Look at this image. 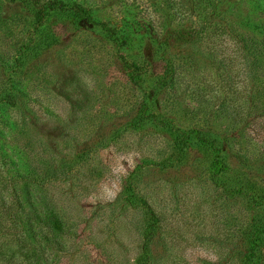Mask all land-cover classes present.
Returning a JSON list of instances; mask_svg holds the SVG:
<instances>
[{
    "label": "rangeland",
    "instance_id": "obj_1",
    "mask_svg": "<svg viewBox=\"0 0 264 264\" xmlns=\"http://www.w3.org/2000/svg\"><path fill=\"white\" fill-rule=\"evenodd\" d=\"M29 1L0 0V96L12 74L2 56L16 59L37 35ZM78 1L99 20L196 27L192 0ZM236 10L256 33L264 0ZM64 22L16 70L24 102L0 108V204L14 205L16 163L39 206L65 224L63 248L50 247L54 264H242L251 236L264 264V69L252 54L228 35L173 33L174 84L143 110L150 75L135 83L123 56L150 57L149 38L140 32L123 47ZM203 139L228 170L212 172Z\"/></svg>",
    "mask_w": 264,
    "mask_h": 264
},
{
    "label": "trees",
    "instance_id": "obj_2",
    "mask_svg": "<svg viewBox=\"0 0 264 264\" xmlns=\"http://www.w3.org/2000/svg\"><path fill=\"white\" fill-rule=\"evenodd\" d=\"M241 1L192 0L190 10L197 16L196 27L186 31L184 27L177 26L178 28L174 29L173 25H169L170 28L166 33H164L163 28L161 31L160 23L158 24L154 19L141 21L132 17L130 19L123 17L118 22L99 20L86 1H29L28 5L33 13L32 18L37 35L34 37L32 44L27 45V48H23L17 53L16 59L12 51H10L12 54L8 57L2 56L3 63L12 70V74L10 75V81L3 79L5 85L0 96V108L5 109L17 102H24V100L19 99L20 95L17 94V84L21 79L17 80L15 72L21 69L20 66L28 63L29 60L31 61L38 51L56 40L58 34L56 29L64 20L77 27L96 28L108 34L109 37L115 38L117 43L123 47L130 45L132 37L140 32L143 33L142 38H145V36L149 38L151 44L150 57L144 56L132 61L126 55L123 56V61L127 64V71L131 74L130 76L135 83L136 81L142 82V75L145 72L150 75L151 84L149 86L145 87V84L141 83L144 93L143 110L153 108L155 106V96L161 90L174 84L176 58L169 54L171 48L170 42H168L169 36L173 33L176 34L177 38H183L184 34L192 36L194 33L197 36L208 33L220 36L228 35L235 40L240 48L248 50L252 54L249 58L254 67L264 69V21H260L253 28H257L256 33H248L246 29H243V25L247 26V20L242 22L243 18L237 14L236 10V5ZM57 19H61V21H57ZM240 22L243 24L242 27ZM8 58H11V60L7 61ZM259 99L261 100V98ZM181 137L178 139L182 140ZM207 140L204 141L203 139L205 143L209 141ZM209 142H212L210 144L213 152L212 172L215 175L220 174L228 170L230 165L222 157L221 151L214 145V142L212 140ZM180 146L183 149V146ZM28 174L29 171L26 172V175L22 174L15 163L14 205L9 204V202L0 204V264H54V259L51 258L53 250L51 249L50 253V247L56 244L55 248L62 249L64 246L58 237L65 228V224L58 214L59 211L57 212V210L50 207V211H47L39 206L40 202H36L33 193L35 181L29 178ZM249 238L251 240L249 239L250 242L247 244L249 247L248 253L241 263L258 264L257 248L260 249L258 247L259 240L252 236ZM52 243L53 245H51ZM146 260H142L143 264H147Z\"/></svg>",
    "mask_w": 264,
    "mask_h": 264
}]
</instances>
